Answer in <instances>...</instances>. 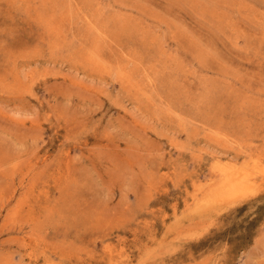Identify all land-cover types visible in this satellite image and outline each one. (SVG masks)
<instances>
[{"label":"rangeland","instance_id":"1","mask_svg":"<svg viewBox=\"0 0 264 264\" xmlns=\"http://www.w3.org/2000/svg\"><path fill=\"white\" fill-rule=\"evenodd\" d=\"M0 264H264V0H0Z\"/></svg>","mask_w":264,"mask_h":264},{"label":"bare ground","instance_id":"2","mask_svg":"<svg viewBox=\"0 0 264 264\" xmlns=\"http://www.w3.org/2000/svg\"><path fill=\"white\" fill-rule=\"evenodd\" d=\"M258 164V163H257ZM220 165V164H219ZM226 165V164H225ZM229 166V165H228ZM255 166V165H254ZM219 167V166H218ZM250 168V167H249ZM256 168V167H255ZM223 169V168H222ZM224 170V169H223ZM246 170V169H245ZM256 170V169H255ZM260 170V169H259ZM249 171V170H248ZM229 172V171H228ZM227 172V173H228ZM244 173L246 172V171H243ZM240 173V172H239ZM248 173V172H247ZM247 173H245L246 175H247ZM232 174V173H231ZM249 174V173H248ZM239 176V175H238ZM250 177V176H249ZM238 178H241V176L240 177H238ZM233 179H234V177L233 176H230V175H228V176H226V178H225V181L226 182H232L233 181ZM240 180H242V179H240ZM253 185V184H252ZM215 187V186H214Z\"/></svg>","mask_w":264,"mask_h":264}]
</instances>
